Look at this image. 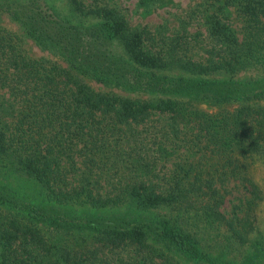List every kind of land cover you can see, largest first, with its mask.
I'll return each instance as SVG.
<instances>
[{
    "label": "trees",
    "instance_id": "trees-1",
    "mask_svg": "<svg viewBox=\"0 0 264 264\" xmlns=\"http://www.w3.org/2000/svg\"><path fill=\"white\" fill-rule=\"evenodd\" d=\"M64 2L0 0L63 60L30 54L0 23V168L37 180L48 201L123 211L66 217L0 183V264H106L105 249L130 264H264V186L251 173L264 168V0L198 3L202 58L184 30Z\"/></svg>",
    "mask_w": 264,
    "mask_h": 264
},
{
    "label": "rangeland",
    "instance_id": "rangeland-1",
    "mask_svg": "<svg viewBox=\"0 0 264 264\" xmlns=\"http://www.w3.org/2000/svg\"><path fill=\"white\" fill-rule=\"evenodd\" d=\"M87 3L93 2L95 0H84ZM205 0H96L98 4H109L115 5L126 17L129 24L142 26L149 25L151 28L161 29L165 35H174L175 33H181L183 30L188 32L191 37L190 46L187 48L188 56L193 58H202L207 55L206 48L208 45L206 41L209 40L206 36V29L204 24V14L200 12V9L193 12V10L197 7V4L203 2ZM56 5L63 10H67V5L64 0H55ZM234 6H228V14L229 18L232 21V26L238 28L239 23L235 14ZM93 18H89L87 22L93 21ZM0 23L2 26L6 27L8 30L16 31L23 35V30L20 27V24L12 19L10 15L6 12H3L0 15ZM24 36V35H23ZM24 46L27 48L30 54L33 55H46L47 57L57 59L59 61H63L60 57L51 53L48 50H44L39 47L34 40L28 36H24ZM253 70H249L247 72L241 73L240 76L250 74ZM92 85L96 88L105 89V90H114L121 92L123 94L131 93L125 91L119 87L108 86L101 84L100 82H96L94 80H89ZM0 95H4L7 97V93L0 90ZM206 106V105H204ZM208 108V107H207ZM214 107H209V110H212ZM0 183L7 184L11 190H15L20 194L26 195L22 196L23 199H27L31 202H37L42 207L49 208L54 205L58 212L62 215L85 218L88 213L89 214H105L109 216L111 214H115L123 211V207H112V208H104V209H96L87 204L82 203H57L48 201L44 198V192L41 188L39 182L26 174H23L14 168H5L2 166L0 168ZM251 173L255 176V178L264 186V168L261 166L260 162H256L252 168ZM241 193V189L235 186L233 191V195L225 196L224 205L230 207L231 199H234V195ZM122 208V209H121ZM104 211V213H102ZM123 214V213H121ZM127 217H130L126 215ZM257 221L259 222L260 227L264 226V202L261 203L257 212ZM103 253L109 257L106 261V264H117V259L122 256L126 261L130 264L131 257L129 252L126 251L121 252L118 255H114L115 251H111L109 249H105ZM102 253V254H103ZM103 254V255H104ZM113 254V255H112ZM105 264V263H104Z\"/></svg>",
    "mask_w": 264,
    "mask_h": 264
}]
</instances>
